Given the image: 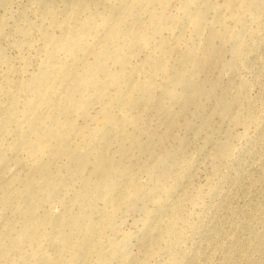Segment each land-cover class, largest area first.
Wrapping results in <instances>:
<instances>
[{"label": "rangeland", "instance_id": "374dc122", "mask_svg": "<svg viewBox=\"0 0 264 264\" xmlns=\"http://www.w3.org/2000/svg\"><path fill=\"white\" fill-rule=\"evenodd\" d=\"M130 257L264 264V0H0V264Z\"/></svg>", "mask_w": 264, "mask_h": 264}, {"label": "bare ground", "instance_id": "6f19581e", "mask_svg": "<svg viewBox=\"0 0 264 264\" xmlns=\"http://www.w3.org/2000/svg\"><path fill=\"white\" fill-rule=\"evenodd\" d=\"M246 0H244V2H245ZM250 2H251V0H250ZM226 5H229V4H226ZM218 18H220L219 16H216V19L215 20H217ZM113 33V32H112ZM118 33V32H117ZM113 35V34H112ZM114 36V35H113ZM101 67V65H100V62L99 61H97L96 63H94V64H92V69L93 70H97V69H99ZM62 71V70H61ZM54 76V75H53ZM58 77V76H57ZM42 79H45L47 82H49V83H51V84H49V85H53L54 83H56V82H54L55 81V79H56V77H52L51 75H47V74H44V75H42ZM43 82V81H42ZM46 82V83H47ZM44 83V82H43ZM42 86V85H41ZM128 86V85H127ZM126 87V86H125ZM124 87V88H125ZM41 89L43 90V88L41 87ZM37 92H39V91H37ZM41 92V91H40ZM41 97V96H40ZM123 98H124V96H123ZM35 144H33L32 143V147L34 146ZM129 263L131 264V263H134V261H135V258H132V257H130L129 258Z\"/></svg>", "mask_w": 264, "mask_h": 264}]
</instances>
